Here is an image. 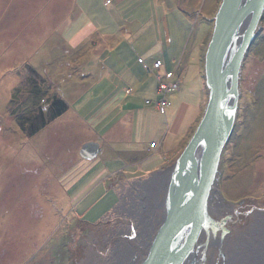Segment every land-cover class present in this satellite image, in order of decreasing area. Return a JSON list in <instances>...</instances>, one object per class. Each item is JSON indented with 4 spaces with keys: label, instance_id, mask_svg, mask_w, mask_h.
Here are the masks:
<instances>
[{
    "label": "rangeland",
    "instance_id": "rangeland-1",
    "mask_svg": "<svg viewBox=\"0 0 264 264\" xmlns=\"http://www.w3.org/2000/svg\"><path fill=\"white\" fill-rule=\"evenodd\" d=\"M46 1L0 0V264H139L146 257L164 218V205L156 211L152 203L148 208L153 216L138 219L121 207L128 201L123 200L119 206V197L107 213L104 211L109 207L108 200L114 201V196L100 198L98 203L68 197L66 181L60 183L58 178L73 165L69 151L72 149L79 154L82 132L78 135L77 127L69 120L63 122V130L43 131V135L35 139H28L19 130L14 113L20 107L12 108L10 102L14 100L15 106L16 103L22 106L23 98L27 97L30 76L25 73L28 66L36 67L46 78L47 85L50 81L54 87L66 73L69 85L71 81L80 82L90 63L87 59H77L79 64H71L74 61L68 60L67 66L57 62L47 68L39 66L42 62H52L48 55L50 51L55 49L61 53L55 48L54 38H60L63 26L60 22L72 14L71 11L68 13L72 0H63L56 27H47L42 33L44 38L52 40L39 52L29 39L40 36L37 18L41 17L39 11ZM221 1L200 0L199 14L192 22L191 45H194V38L202 41L204 57ZM149 4L145 3L137 13L148 11ZM95 11L100 18L109 14L108 24L102 28L104 33H109V38H117V9L111 6L105 10L95 5ZM92 18L96 23H106L103 19ZM196 60L192 61L187 84L177 93L191 102L198 99L194 74L203 66L201 54L200 62ZM155 75L157 79V73ZM47 85L42 98L48 97L47 102L42 103L44 108L50 103ZM63 86H66L65 82ZM58 88L63 93L61 87ZM174 96L168 94L169 102H173ZM98 105L100 109L103 103L100 101ZM164 120V117L158 118L159 123ZM138 137L139 145L148 143L149 134ZM168 141L170 144L171 140ZM24 157L28 172L19 165V159ZM35 167L41 168L39 173L48 179V184L36 183ZM168 174L169 171L167 177ZM117 205L122 213L115 211ZM87 207H93L88 214L85 212ZM210 213L217 221L232 215L230 233L222 247L217 242L220 234L218 240H210L208 247L203 236L198 250V256L202 258L196 264H249L250 255L264 251V14L243 63L236 123L222 155L211 195ZM140 220L148 224L142 236L136 232Z\"/></svg>",
    "mask_w": 264,
    "mask_h": 264
},
{
    "label": "crops",
    "instance_id": "crops-1",
    "mask_svg": "<svg viewBox=\"0 0 264 264\" xmlns=\"http://www.w3.org/2000/svg\"><path fill=\"white\" fill-rule=\"evenodd\" d=\"M62 2L47 0L39 11L41 17L37 18V26L40 36L29 39L39 52L52 40L44 38L42 33L47 27H56ZM199 2L77 0L76 6L72 0L68 8V13L71 11L72 14L60 22L63 31L61 29L60 38H54L55 48L60 49L58 51L61 53L55 49L50 51L48 55L52 62H42L39 66L47 68L55 62L67 66L68 60L76 62L77 59H87L90 63L80 82L71 81L69 85L68 73L63 74L54 87H51L52 82H48L49 100L62 99L68 108L33 137L24 134L28 139H35L43 135V131L63 130V122L69 120L77 127L78 135L82 132L81 149L89 142L99 144L98 154L91 160L82 158L80 152L69 151L68 155L73 156V165L58 178L60 183L66 181L65 192L68 197L81 198L85 203L87 200L98 203L100 198L114 196V201L108 200L109 207L104 211L107 213L115 205L116 197L120 198V202L127 200L130 191L155 176V171L162 169L158 174L163 179L167 177V172L199 125L208 102L202 41L194 38V45H191V26L199 14ZM145 3H150L148 11L138 14L137 10L144 7ZM95 5L105 10L111 6L117 9V38H109V33H104L102 26L108 24L109 14L100 18ZM92 17L103 19L106 23H96ZM200 54L203 66L194 74L198 99L191 102L177 93L188 82L192 61L197 59L200 62ZM158 61L162 66L156 72L153 66ZM74 62L71 64H79ZM166 72H172L171 81L179 82L180 88L170 93L175 95L174 100L170 102L166 113L161 114L154 103L159 98L155 73L164 76ZM64 82L68 87L63 86ZM25 96L22 106L17 103L15 106L14 100L10 102L12 108L20 107L14 113L17 118L28 110L39 108L48 98L43 102V99L35 101L27 93ZM147 100H152L151 104H147ZM100 101L103 106L98 109ZM158 116L165 120L159 123ZM144 134H149V140L142 146L138 144V136ZM168 140L174 144H168ZM152 143H156V147L151 150ZM160 159V163H157ZM19 160L20 168L26 170L27 159L24 157ZM39 171L41 168H36L34 172L37 175L36 183L42 181L48 184V179ZM73 186H76L74 191ZM92 208L87 207L86 214ZM118 208L117 205V214L122 213Z\"/></svg>",
    "mask_w": 264,
    "mask_h": 264
},
{
    "label": "water",
    "instance_id": "water-1",
    "mask_svg": "<svg viewBox=\"0 0 264 264\" xmlns=\"http://www.w3.org/2000/svg\"><path fill=\"white\" fill-rule=\"evenodd\" d=\"M263 14L264 0L221 1L204 57L206 109L169 170L163 202L165 215L139 264H196L203 236L208 247L211 238L220 234L223 242L230 233L233 216L214 219L210 200L236 123L243 63L257 37ZM98 151L99 144L89 142L80 155L91 160Z\"/></svg>",
    "mask_w": 264,
    "mask_h": 264
},
{
    "label": "trees",
    "instance_id": "trees-1",
    "mask_svg": "<svg viewBox=\"0 0 264 264\" xmlns=\"http://www.w3.org/2000/svg\"><path fill=\"white\" fill-rule=\"evenodd\" d=\"M27 75L30 76L27 82V94L35 101L42 99L47 80L31 66H28ZM67 108V104L62 99L54 98L46 108L43 106L39 108L36 107L31 109L28 113L19 115V129L25 133L26 136L33 137L44 130L52 121L63 115Z\"/></svg>",
    "mask_w": 264,
    "mask_h": 264
},
{
    "label": "flooded vegetation",
    "instance_id": "flooded-vegetation-1",
    "mask_svg": "<svg viewBox=\"0 0 264 264\" xmlns=\"http://www.w3.org/2000/svg\"><path fill=\"white\" fill-rule=\"evenodd\" d=\"M167 186V177L164 179L160 177V174H155L152 176L149 181L145 182L142 185H138L134 188L133 191H130L129 195L126 197L128 203H125L121 207L128 211V214L131 215L133 218H143L148 215H152L150 209L148 208L152 203H154V209L156 211H160L161 207L163 209V200L165 198V187ZM163 195V200L161 197ZM125 200V201H127ZM245 202H241L243 204ZM122 204V201L119 203V206ZM126 205V207H125ZM127 205L128 208L127 209ZM150 212V213H149ZM139 227L136 228V232L139 236L146 231L148 224L142 222V220L137 222ZM219 247L221 245L219 244ZM200 260L202 257H199Z\"/></svg>",
    "mask_w": 264,
    "mask_h": 264
},
{
    "label": "built area",
    "instance_id": "built-area-1",
    "mask_svg": "<svg viewBox=\"0 0 264 264\" xmlns=\"http://www.w3.org/2000/svg\"><path fill=\"white\" fill-rule=\"evenodd\" d=\"M162 63L160 61L156 62L153 66V69L158 72L161 69ZM173 78L172 72H166V74L160 75L157 73V94L158 100L155 101L156 109L161 113L165 114L167 107L170 105L168 100V94L179 90V82H173L171 79ZM147 104H151L150 100L146 101ZM156 147V143H152L150 145V149H154Z\"/></svg>",
    "mask_w": 264,
    "mask_h": 264
},
{
    "label": "bare ground",
    "instance_id": "bare-ground-1",
    "mask_svg": "<svg viewBox=\"0 0 264 264\" xmlns=\"http://www.w3.org/2000/svg\"><path fill=\"white\" fill-rule=\"evenodd\" d=\"M232 222V221H231ZM218 237V236H217ZM217 237L216 238H213V239H215V240H218L217 239ZM212 239V238H211ZM220 245H221V247H222V242H221V240H220V238H219V240L217 241ZM199 252V251H198ZM197 252V253H198ZM255 253H257V254H254V255H250V257H252L253 259H255L256 261H254V260H252V259H250V257H249V259H248V261H249V264H264V251H256ZM199 254H197L196 255V263L197 262H199L200 261V258H199V256H198ZM257 255V256H256ZM94 262V261H93Z\"/></svg>",
    "mask_w": 264,
    "mask_h": 264
}]
</instances>
